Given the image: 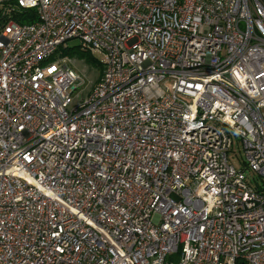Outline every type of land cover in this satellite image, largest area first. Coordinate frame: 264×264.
Instances as JSON below:
<instances>
[{"label": "built area", "instance_id": "2783aa9c", "mask_svg": "<svg viewBox=\"0 0 264 264\" xmlns=\"http://www.w3.org/2000/svg\"><path fill=\"white\" fill-rule=\"evenodd\" d=\"M0 264H264V0H0Z\"/></svg>", "mask_w": 264, "mask_h": 264}, {"label": "rangeland", "instance_id": "374dc122", "mask_svg": "<svg viewBox=\"0 0 264 264\" xmlns=\"http://www.w3.org/2000/svg\"><path fill=\"white\" fill-rule=\"evenodd\" d=\"M77 39H72L66 42V44L63 47H69L72 48L78 44ZM91 55L98 61L103 63V56L98 52H91ZM70 60L74 62L71 66L75 69V71L78 72V74L81 76L83 80V84H81L75 93H80L82 97H85L89 92L91 91V88L94 86V84L99 79V73L96 67H93L92 65L86 63L84 60L80 59L76 55L73 57L71 55H66ZM71 56V57H70ZM71 61V62H72ZM76 101H79L78 98H76ZM228 160L230 163H232L235 167H240L241 162L243 160V151L241 149V146L237 143L236 139H233V144L231 148V152L228 153ZM248 177H252L251 173H246Z\"/></svg>", "mask_w": 264, "mask_h": 264}, {"label": "trees", "instance_id": "16d2710c", "mask_svg": "<svg viewBox=\"0 0 264 264\" xmlns=\"http://www.w3.org/2000/svg\"><path fill=\"white\" fill-rule=\"evenodd\" d=\"M13 18L18 23H32L35 21V11L34 10H23L21 13L15 14ZM61 54L71 55L72 57L76 55L80 59L84 60L86 63L92 65L93 67H96L99 73V79L97 80V82L100 80L102 73H103V69H104L103 63L96 60L91 55V52L88 49H86L85 47L83 48L82 46L77 44L76 46L72 48L62 47Z\"/></svg>", "mask_w": 264, "mask_h": 264}]
</instances>
